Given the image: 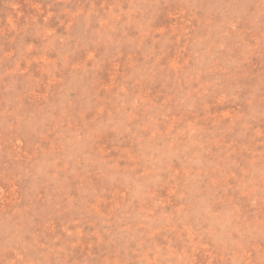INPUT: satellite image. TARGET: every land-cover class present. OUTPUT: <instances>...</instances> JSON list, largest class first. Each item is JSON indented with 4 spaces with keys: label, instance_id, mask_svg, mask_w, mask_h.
I'll list each match as a JSON object with an SVG mask.
<instances>
[{
    "label": "rangeland",
    "instance_id": "obj_1",
    "mask_svg": "<svg viewBox=\"0 0 264 264\" xmlns=\"http://www.w3.org/2000/svg\"><path fill=\"white\" fill-rule=\"evenodd\" d=\"M0 264H264V0H0Z\"/></svg>",
    "mask_w": 264,
    "mask_h": 264
}]
</instances>
